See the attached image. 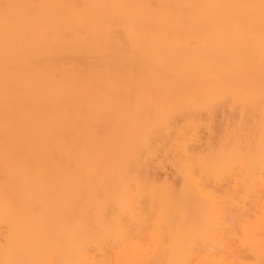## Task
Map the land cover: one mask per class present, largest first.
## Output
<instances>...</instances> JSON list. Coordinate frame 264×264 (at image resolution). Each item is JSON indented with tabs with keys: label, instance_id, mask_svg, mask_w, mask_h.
I'll use <instances>...</instances> for the list:
<instances>
[{
	"label": "bare ground",
	"instance_id": "1",
	"mask_svg": "<svg viewBox=\"0 0 264 264\" xmlns=\"http://www.w3.org/2000/svg\"><path fill=\"white\" fill-rule=\"evenodd\" d=\"M0 264H264V0H0Z\"/></svg>",
	"mask_w": 264,
	"mask_h": 264
},
{
	"label": "rangeland",
	"instance_id": "2",
	"mask_svg": "<svg viewBox=\"0 0 264 264\" xmlns=\"http://www.w3.org/2000/svg\"><path fill=\"white\" fill-rule=\"evenodd\" d=\"M168 172L169 174H170V171L167 169V170H163V171H161L162 173H165V172Z\"/></svg>",
	"mask_w": 264,
	"mask_h": 264
}]
</instances>
